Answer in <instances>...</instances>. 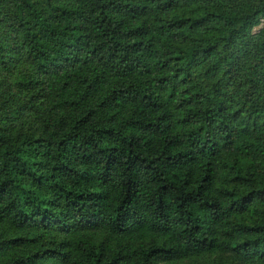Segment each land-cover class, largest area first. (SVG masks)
<instances>
[{"label": "trees", "instance_id": "1", "mask_svg": "<svg viewBox=\"0 0 264 264\" xmlns=\"http://www.w3.org/2000/svg\"><path fill=\"white\" fill-rule=\"evenodd\" d=\"M0 264H264V0H0Z\"/></svg>", "mask_w": 264, "mask_h": 264}, {"label": "rangeland", "instance_id": "2", "mask_svg": "<svg viewBox=\"0 0 264 264\" xmlns=\"http://www.w3.org/2000/svg\"><path fill=\"white\" fill-rule=\"evenodd\" d=\"M258 29V27H256L254 30Z\"/></svg>", "mask_w": 264, "mask_h": 264}]
</instances>
